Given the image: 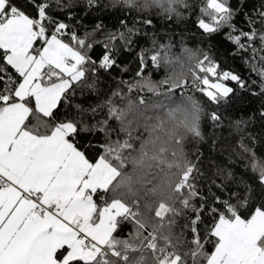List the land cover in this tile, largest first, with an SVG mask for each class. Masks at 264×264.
<instances>
[{"label": "snow or ice", "instance_id": "snow-or-ice-1", "mask_svg": "<svg viewBox=\"0 0 264 264\" xmlns=\"http://www.w3.org/2000/svg\"><path fill=\"white\" fill-rule=\"evenodd\" d=\"M0 264H264V0H0Z\"/></svg>", "mask_w": 264, "mask_h": 264}]
</instances>
